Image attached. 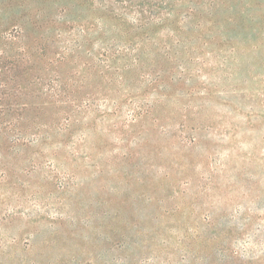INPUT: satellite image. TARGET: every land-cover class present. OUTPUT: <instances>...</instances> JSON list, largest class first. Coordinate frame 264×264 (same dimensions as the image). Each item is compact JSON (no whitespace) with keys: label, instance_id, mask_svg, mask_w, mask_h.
Listing matches in <instances>:
<instances>
[{"label":"rangeland","instance_id":"374dc122","mask_svg":"<svg viewBox=\"0 0 264 264\" xmlns=\"http://www.w3.org/2000/svg\"><path fill=\"white\" fill-rule=\"evenodd\" d=\"M0 264H264V0H0Z\"/></svg>","mask_w":264,"mask_h":264}]
</instances>
